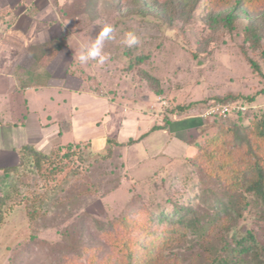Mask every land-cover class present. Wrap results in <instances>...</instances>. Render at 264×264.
<instances>
[{
  "label": "rangeland",
  "instance_id": "1",
  "mask_svg": "<svg viewBox=\"0 0 264 264\" xmlns=\"http://www.w3.org/2000/svg\"><path fill=\"white\" fill-rule=\"evenodd\" d=\"M60 1L65 2L66 10L60 18L59 30L70 35L79 48L90 43L103 25L115 27V38L106 41L103 49L108 60L103 65L90 61L83 66L90 77L103 84L99 90L116 93L117 107L125 106V111L113 117L114 132L107 130L108 122L102 116L89 129L79 130L76 126L78 129L67 132L62 140H76L80 147L65 169L53 176L54 180L40 181L31 170L22 171L18 177L1 174L0 194L20 189L16 198L26 190L45 191L49 197L43 212L33 222L27 221L20 206L0 226V264H8L9 260L11 264H63V254H72L67 250L70 244L98 243L100 224L131 214L145 204L152 206L163 200L166 189L174 192L175 198L176 190L179 194H190L184 183L190 170L185 156L194 154L195 144L214 133L216 123L220 122L200 116L205 103L229 95L256 94L264 87V75L254 73L247 62V57H251L264 74V18L260 16L264 0H251L248 7L251 14H240L231 29L214 25L209 18L211 13L229 6L230 3L221 0L222 3L201 0L194 8L177 5L172 10L164 0H157L144 16L131 13L138 8L137 4L133 6L134 0ZM80 1L87 3L84 9L75 6V3L82 6ZM250 21L261 29L255 49L244 39ZM127 31L137 34L138 46L128 48L122 43ZM137 57H142L141 64H132ZM72 67L76 69L77 65ZM155 81L159 93L153 90ZM54 102L48 101V107L53 109ZM188 104L192 107L181 114L170 111ZM252 105L250 115L241 118L245 126L253 125L254 129L260 116L251 114L264 110V95H256ZM68 107L67 102L61 103L59 115L68 116ZM149 113L159 116L162 125L164 120L176 118L166 124L169 129L147 132L148 127L158 123L156 118H149ZM106 139H111V143ZM129 140L134 142L122 146ZM87 141L91 147L85 145ZM63 175L65 182L59 183ZM193 182L194 178L186 184ZM55 184H61L60 188L51 190ZM238 224L245 225V229L248 226L246 221ZM154 227L155 223H151L150 229ZM252 228L255 230V225ZM258 241L264 242L260 237ZM199 253L203 254L200 245L188 246L186 242L176 254L169 256L165 252L168 264L171 261L192 264ZM251 264H264V257H256L253 252Z\"/></svg>",
  "mask_w": 264,
  "mask_h": 264
},
{
  "label": "trees",
  "instance_id": "2",
  "mask_svg": "<svg viewBox=\"0 0 264 264\" xmlns=\"http://www.w3.org/2000/svg\"><path fill=\"white\" fill-rule=\"evenodd\" d=\"M156 1L134 0L133 6L137 4L138 8L131 13L148 15ZM200 1L164 0V3L172 10L177 5L194 8ZM218 1L230 4L224 11L210 14L209 18L214 25L221 24L231 29L240 14H251L248 10L251 0ZM80 3L82 6L77 3L75 6L81 9L87 6V3ZM65 10V7L61 9L63 16ZM260 16L264 18V12ZM260 30V26L253 21L245 28L244 39L252 49L259 45ZM61 43V40L55 42L54 48H61ZM142 61V57H137L135 61L132 60V64L139 65ZM247 62L254 73L264 75L259 64L251 57H247ZM148 78L147 74V81ZM153 90L160 92L157 82ZM259 94L264 95V87L256 94L215 98L213 103L237 102L247 108L233 111L222 118L208 117L220 121L216 123L217 130L203 142L195 144L194 154L185 156L190 170L184 183L190 194H179L176 190L175 195L178 197L175 198L174 192L171 194L166 189L163 200L155 201L152 206L145 204L131 214L120 215L107 224H100L97 228L100 233L98 243L93 246L80 241L75 245L70 244L66 249L72 254H63V264H168L167 254L170 256L178 253L183 242L188 243V246L198 244L203 249V254L195 255L197 257L192 264H251L253 252L256 257L263 258L264 242H259L258 238L264 241V110L251 114L260 116L254 129L253 125L245 126L241 118L250 115L252 103ZM213 103H205V108ZM190 106L180 105L170 111L181 114ZM164 122L163 125H154L152 129L164 128L168 120ZM107 141L111 143L112 140ZM133 142L129 140L122 143V146ZM85 145L91 147L90 141ZM79 147L78 142H69L44 153L31 145L23 146L18 150L17 165L3 168L2 174L6 177L16 174L18 177L22 171L31 170L40 181H48L50 178L54 180L53 176L65 169L68 160ZM193 178L191 185L186 184ZM61 179L59 183L65 182L64 175ZM58 184L50 189L60 188L61 184ZM20 191L12 189L0 194V226L16 207H23L29 223L43 212L48 192L26 190L20 198H16ZM240 221L248 223L246 229L245 225L239 226ZM151 223H155L154 229H150ZM83 257L85 261H81ZM8 264H11L10 260ZM169 264L181 263L171 261Z\"/></svg>",
  "mask_w": 264,
  "mask_h": 264
},
{
  "label": "crops",
  "instance_id": "3",
  "mask_svg": "<svg viewBox=\"0 0 264 264\" xmlns=\"http://www.w3.org/2000/svg\"><path fill=\"white\" fill-rule=\"evenodd\" d=\"M63 7L60 0H0V181L3 168L17 165L21 147L48 153L76 142L62 137L73 128L93 127L101 116L114 132L113 117L125 111L117 107L116 93L99 90L103 84L75 59L79 46L59 30ZM60 40L61 48H54ZM48 101L56 106L48 107ZM66 102L65 117L59 105ZM149 115L162 125L159 116ZM175 118H168V124ZM152 127L147 132L156 130Z\"/></svg>",
  "mask_w": 264,
  "mask_h": 264
},
{
  "label": "clouds",
  "instance_id": "4",
  "mask_svg": "<svg viewBox=\"0 0 264 264\" xmlns=\"http://www.w3.org/2000/svg\"><path fill=\"white\" fill-rule=\"evenodd\" d=\"M115 31L116 29L112 24L103 25L90 43L80 46V50L78 55L75 56V59L82 65L88 64L90 61L103 65L109 58L103 51L105 42L115 38ZM122 43L128 48H132L140 44V39L135 32L127 31L124 33Z\"/></svg>",
  "mask_w": 264,
  "mask_h": 264
},
{
  "label": "built area",
  "instance_id": "5",
  "mask_svg": "<svg viewBox=\"0 0 264 264\" xmlns=\"http://www.w3.org/2000/svg\"><path fill=\"white\" fill-rule=\"evenodd\" d=\"M247 108L246 105L239 104L237 102H226V103H213L204 108L200 116L202 118L226 117L229 113L233 111H243Z\"/></svg>",
  "mask_w": 264,
  "mask_h": 264
}]
</instances>
